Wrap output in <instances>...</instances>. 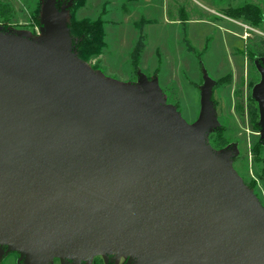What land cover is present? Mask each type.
<instances>
[{
    "label": "water",
    "instance_id": "obj_1",
    "mask_svg": "<svg viewBox=\"0 0 264 264\" xmlns=\"http://www.w3.org/2000/svg\"><path fill=\"white\" fill-rule=\"evenodd\" d=\"M60 9L44 0V40L0 31V258L20 264H264V209L189 128L155 82L142 94L95 74ZM264 133V90L259 94Z\"/></svg>",
    "mask_w": 264,
    "mask_h": 264
},
{
    "label": "rangeland",
    "instance_id": "obj_2",
    "mask_svg": "<svg viewBox=\"0 0 264 264\" xmlns=\"http://www.w3.org/2000/svg\"><path fill=\"white\" fill-rule=\"evenodd\" d=\"M69 0H56L60 9ZM72 2L66 23L102 19L106 46L83 61L105 80L135 87L145 94L141 78L155 82L162 103L171 107L189 128L202 116V71L212 80L210 102L213 125L205 136L215 154H230L229 167L264 209V133L261 98L264 90V0H82ZM44 0H0V31L44 40L40 23ZM249 13V15H248ZM145 48L137 72L130 51L139 36ZM183 25L185 26L183 29ZM185 30L196 55L182 43ZM206 49L205 53H202ZM229 75V82L215 81ZM257 112L252 123L247 112ZM18 258V260H17ZM18 252L5 253L0 264L20 263ZM133 258L91 257L88 264H133ZM18 261V262H17ZM49 264H63L54 258ZM74 264H78L75 262Z\"/></svg>",
    "mask_w": 264,
    "mask_h": 264
},
{
    "label": "trees",
    "instance_id": "obj_3",
    "mask_svg": "<svg viewBox=\"0 0 264 264\" xmlns=\"http://www.w3.org/2000/svg\"><path fill=\"white\" fill-rule=\"evenodd\" d=\"M75 2L79 3L80 7H83L84 3L82 0H75ZM8 9L9 8L0 5V12L2 14L9 13ZM138 26L140 33L129 54V59L133 72H137L140 65L141 55L145 48V36L142 33V23H140ZM184 27L185 26L183 25V29ZM68 28L70 31L73 45L76 50L77 57L79 59L86 61L87 59L98 56L105 48L106 46L104 39L105 31H104V23L102 19H96L93 21L89 19L74 20L70 23V25H68ZM183 34H184L182 38L183 45L186 47L187 51L191 54H194L197 57V60L200 62V59L196 55V51L189 44V40L187 38V34L185 30L183 31ZM205 52L206 49L202 51V53ZM227 82H229V75H226L225 77L218 79L216 86L218 87L222 83H227ZM247 112L250 117V121L252 123H255L257 118V112L252 102L248 104Z\"/></svg>",
    "mask_w": 264,
    "mask_h": 264
},
{
    "label": "crops",
    "instance_id": "obj_4",
    "mask_svg": "<svg viewBox=\"0 0 264 264\" xmlns=\"http://www.w3.org/2000/svg\"><path fill=\"white\" fill-rule=\"evenodd\" d=\"M6 253H9V252H6ZM16 253V252H15ZM5 254V253H4ZM17 260H18V258H17ZM18 262V261H17ZM17 264H20V263H17Z\"/></svg>",
    "mask_w": 264,
    "mask_h": 264
},
{
    "label": "flooded vegetation",
    "instance_id": "obj_5",
    "mask_svg": "<svg viewBox=\"0 0 264 264\" xmlns=\"http://www.w3.org/2000/svg\"><path fill=\"white\" fill-rule=\"evenodd\" d=\"M216 83H217V82L215 81V85H216Z\"/></svg>",
    "mask_w": 264,
    "mask_h": 264
}]
</instances>
